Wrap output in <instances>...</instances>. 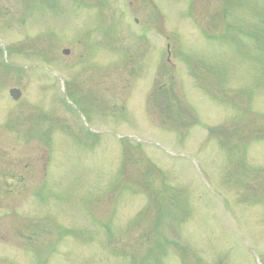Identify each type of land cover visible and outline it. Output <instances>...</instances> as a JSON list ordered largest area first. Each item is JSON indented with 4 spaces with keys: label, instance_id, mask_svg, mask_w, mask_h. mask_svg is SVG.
Segmentation results:
<instances>
[{
    "label": "rangeland",
    "instance_id": "obj_1",
    "mask_svg": "<svg viewBox=\"0 0 264 264\" xmlns=\"http://www.w3.org/2000/svg\"><path fill=\"white\" fill-rule=\"evenodd\" d=\"M0 264H264V0H0Z\"/></svg>",
    "mask_w": 264,
    "mask_h": 264
},
{
    "label": "water",
    "instance_id": "obj_2",
    "mask_svg": "<svg viewBox=\"0 0 264 264\" xmlns=\"http://www.w3.org/2000/svg\"><path fill=\"white\" fill-rule=\"evenodd\" d=\"M62 52L64 54H68L69 50L68 49H63ZM9 93L12 96L13 99H17L20 96V94H21V92H20V90L18 88H11L9 90Z\"/></svg>",
    "mask_w": 264,
    "mask_h": 264
}]
</instances>
